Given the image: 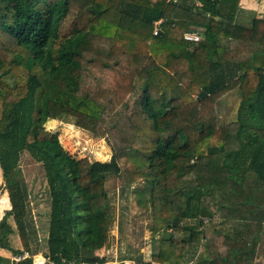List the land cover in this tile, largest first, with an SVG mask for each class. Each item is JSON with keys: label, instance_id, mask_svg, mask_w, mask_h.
Listing matches in <instances>:
<instances>
[{"label": "trees", "instance_id": "obj_1", "mask_svg": "<svg viewBox=\"0 0 264 264\" xmlns=\"http://www.w3.org/2000/svg\"><path fill=\"white\" fill-rule=\"evenodd\" d=\"M239 1L0 0V171L10 204L0 249L12 255L0 264H254L264 237V19L241 20ZM190 32L201 39L185 41ZM233 90L236 120L218 126L215 105ZM65 119L104 140L109 160L67 152L44 127ZM24 154L41 164L48 190L43 250ZM109 177L119 191L146 187L138 204L148 192L150 233L163 235L148 258L97 255ZM8 219L22 250L8 242Z\"/></svg>", "mask_w": 264, "mask_h": 264}, {"label": "rangeland", "instance_id": "obj_2", "mask_svg": "<svg viewBox=\"0 0 264 264\" xmlns=\"http://www.w3.org/2000/svg\"><path fill=\"white\" fill-rule=\"evenodd\" d=\"M239 17L238 15L237 18ZM240 18L243 21L251 19L249 16L244 15ZM233 91L221 97L215 105L218 126H224L236 120L240 95ZM44 127L46 130L56 133L62 147L76 158H87L90 162H107L110 158L111 153L105 145L104 140L93 139L90 134L73 126L70 119L47 122ZM20 170L22 179L27 187L29 209L32 222L40 240V250H43L45 247L48 212L50 208L43 169L41 164L34 163L27 154H24L21 157ZM105 188L110 200L109 226L105 230L106 245L104 244V248L98 251L97 255L106 256L107 261L112 262H118L120 258L133 256L136 253L137 255L140 254L148 258L153 239L157 240L163 235L159 233L152 238L153 236L150 233L152 217L147 199L149 197L148 192H146L147 194L145 193L144 200H141V205L139 206L138 204L139 191L146 188L144 183L139 182L123 191H119L116 188L115 179L109 177L105 181ZM7 209H10L9 197L8 192L4 189V182L0 171V219ZM8 223L14 230L13 234L8 237L10 246L14 249L22 250L23 247L13 220L8 219ZM180 224L191 226L194 225V222L184 220ZM242 226L241 223L235 224V233L238 237L242 236L246 231L243 230ZM7 254L9 256L8 258H12L9 252L0 249V256H6ZM42 264L45 263L42 261ZM124 264L133 263L125 261ZM254 264H264V237L257 247Z\"/></svg>", "mask_w": 264, "mask_h": 264}, {"label": "crops", "instance_id": "obj_3", "mask_svg": "<svg viewBox=\"0 0 264 264\" xmlns=\"http://www.w3.org/2000/svg\"><path fill=\"white\" fill-rule=\"evenodd\" d=\"M239 6L241 8L240 9L241 13H239V15L241 16L244 15L247 17L249 16L251 18L255 17L256 19H264V0H240ZM2 251H5V250H2ZM3 257L8 258L9 256L7 254L6 256H3ZM42 261L46 264L45 260H42Z\"/></svg>", "mask_w": 264, "mask_h": 264}, {"label": "built area", "instance_id": "obj_4", "mask_svg": "<svg viewBox=\"0 0 264 264\" xmlns=\"http://www.w3.org/2000/svg\"><path fill=\"white\" fill-rule=\"evenodd\" d=\"M160 24L161 21H157L153 23V35H156L160 31ZM183 39L188 42H193L196 43L198 42L201 38L200 35L197 33H185L183 35Z\"/></svg>", "mask_w": 264, "mask_h": 264}]
</instances>
